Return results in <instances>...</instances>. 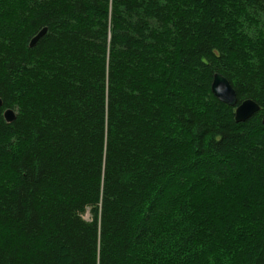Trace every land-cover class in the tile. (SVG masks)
<instances>
[{"label": "trees", "instance_id": "1", "mask_svg": "<svg viewBox=\"0 0 264 264\" xmlns=\"http://www.w3.org/2000/svg\"><path fill=\"white\" fill-rule=\"evenodd\" d=\"M0 102V264H264V0H0Z\"/></svg>", "mask_w": 264, "mask_h": 264}, {"label": "water", "instance_id": "2", "mask_svg": "<svg viewBox=\"0 0 264 264\" xmlns=\"http://www.w3.org/2000/svg\"><path fill=\"white\" fill-rule=\"evenodd\" d=\"M45 29H42L31 41L30 46H33L37 40L43 36ZM211 91L213 95L225 105L234 108V120L235 122H244L249 119L252 115L257 113L260 109L257 103L252 100H245L237 105L236 95L233 88L230 86L228 81L220 74H214ZM1 104V102H0ZM14 112L7 109L3 113V118L7 123H11L14 120ZM261 124L264 126V116L261 119Z\"/></svg>", "mask_w": 264, "mask_h": 264}, {"label": "rangeland", "instance_id": "3", "mask_svg": "<svg viewBox=\"0 0 264 264\" xmlns=\"http://www.w3.org/2000/svg\"><path fill=\"white\" fill-rule=\"evenodd\" d=\"M84 218H85L86 220L89 219V215H88V213L85 214Z\"/></svg>", "mask_w": 264, "mask_h": 264}]
</instances>
